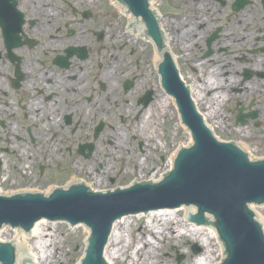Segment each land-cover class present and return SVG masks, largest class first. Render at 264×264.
<instances>
[{
	"label": "flooded vegetation",
	"instance_id": "af4514ba",
	"mask_svg": "<svg viewBox=\"0 0 264 264\" xmlns=\"http://www.w3.org/2000/svg\"><path fill=\"white\" fill-rule=\"evenodd\" d=\"M135 1L0 0L2 189L122 186L161 138L173 156L167 60L218 135L264 153V0H148L155 33Z\"/></svg>",
	"mask_w": 264,
	"mask_h": 264
},
{
	"label": "water",
	"instance_id": "95a60500",
	"mask_svg": "<svg viewBox=\"0 0 264 264\" xmlns=\"http://www.w3.org/2000/svg\"><path fill=\"white\" fill-rule=\"evenodd\" d=\"M147 2L143 0L146 10ZM146 21L155 33L151 18ZM167 73L169 92L175 97L182 122L189 127L194 142L187 148L179 149L172 170L164 174L159 182V171L150 173L146 170L144 173L148 176L138 179L157 183L146 181L104 193H89L84 186L72 187L69 191L56 190L48 198L30 193L11 197L0 195V227L7 225L30 233L32 225L41 218L51 222L65 220L71 226L85 224L90 228V236L80 264H110L104 246L112 226L111 234L121 220L116 219L162 207L194 205L197 213L190 206L187 208L190 212L187 219L215 228L226 254L220 264H264L263 223L256 205L252 207L261 223L249 208L251 203L264 204V159L250 161L248 155L233 142L218 141L204 124L188 91L185 89L183 92L176 76ZM93 185L89 186L96 190L106 186ZM167 208L158 210L174 209ZM38 223L68 225L66 222L50 223L46 220ZM192 250L197 254L201 248L194 244ZM15 261L32 264L23 247L16 249L14 242L0 241V264H16Z\"/></svg>",
	"mask_w": 264,
	"mask_h": 264
},
{
	"label": "rangeland",
	"instance_id": "374dc122",
	"mask_svg": "<svg viewBox=\"0 0 264 264\" xmlns=\"http://www.w3.org/2000/svg\"><path fill=\"white\" fill-rule=\"evenodd\" d=\"M208 104V103H207ZM205 106V104H204ZM209 104L202 109V112L208 114L207 123H210L216 131V125L213 121L212 107L209 110ZM170 133L173 137V148L177 149V145L185 143L187 140V135H189L185 129L180 126L178 121V114L174 105L170 103ZM213 122L214 125L211 123ZM169 129V128H168ZM161 132V131H160ZM159 132V134H160ZM168 133V132H167ZM158 133L156 135L160 136ZM162 140V138H161ZM159 140L156 143L155 148H153V153L147 154L145 156L143 170L152 171V169H157V171H162L164 167L167 166L168 161H162L160 155L164 154L165 148H162L161 144L163 141ZM157 150H159L157 152ZM257 157L264 155H258ZM258 209L260 219L262 220L264 227V207L262 205H256ZM186 209V208H185ZM178 215L173 217L175 223H177L178 229L180 230V224L189 228L185 222L181 221L180 218L185 217L186 211L184 209L177 210ZM135 216V215H134ZM130 227H124L122 230V243H119L118 246L121 249V252L125 254L124 260L120 258L115 264H128L130 263L127 258L128 255L132 256L135 260V263L130 264H198L196 259L202 257L203 252L207 251V248L201 243L199 239H190L188 237H183L180 239L173 240L174 238L170 235H175V233H168L164 224H160L159 227H152L154 223H145V218L133 217L130 221ZM46 224V223H45ZM123 227L122 224H118ZM152 227V229H149ZM45 232L47 235H51V241L49 245L42 244L41 250V260L45 261L47 264H78L84 255L85 245L87 241L86 231L89 230L87 226H73L69 225H58V224H46ZM190 229V228H189ZM162 232L165 234L166 239H164L160 234L153 233ZM192 231V230H191ZM16 233L20 234L19 231L12 230L10 228H4L0 231V239L4 241L13 240L16 237ZM26 235V234H25ZM48 236H45L47 239ZM131 239V240H130ZM26 240L28 241L29 246L36 245L38 239L35 236H27ZM148 240V241H146ZM121 242V241H120ZM42 243V242H41ZM47 243V242H46ZM126 244V248L124 245ZM194 244L202 248L201 253L194 254L192 252V247ZM211 247L208 249L210 252H213L211 258H206L204 264H218L221 255H218V249L221 246V243L217 240H211ZM140 247L139 254L134 256L132 253ZM183 256V257H182ZM207 256V255H206ZM182 257V258H181ZM46 258V259H45ZM181 258V259H180ZM180 259V260H178Z\"/></svg>",
	"mask_w": 264,
	"mask_h": 264
},
{
	"label": "bare ground",
	"instance_id": "6f19581e",
	"mask_svg": "<svg viewBox=\"0 0 264 264\" xmlns=\"http://www.w3.org/2000/svg\"><path fill=\"white\" fill-rule=\"evenodd\" d=\"M203 118L206 121V124L213 129L212 125L210 123H207V118H208V114H203ZM179 119V118H178ZM186 129V128H185ZM193 140L191 139L190 136L187 135V140L185 141V143H182L184 146L190 145L191 142ZM172 164V159L169 157V162L167 163V166L165 167V169H168ZM156 171V170H154ZM264 207V206H262ZM184 209L186 211V214H190V212L188 211V209L185 207H179V208H174V209H169V210H158V211H152V212H148V214H144V213H139L137 215H128L124 218H122L118 224H122L123 227L121 228L120 225L117 224L116 229L114 230V232L111 234L110 239L108 240V242L106 243V254L107 257H109L110 260V264H115L116 262H118V260L120 258H122V260H124V256L125 254L121 252L120 247L118 246L119 243H122V230L124 229V227H130V221L131 219H133V217H137L138 218H145V223H154L152 227H159L160 224H164V227H166V229L168 230V233H175V235H170V237L174 238L173 240L176 241V239H180L183 237H188V238H192V239H199V243H201V246H205L207 248V251L203 252L205 254L202 255V257H199L196 259V263L198 264H204V261L206 260V258H211V256L213 255V252L209 251L208 249L212 246L211 245V240H217V231H215L214 227L212 226H202V227H198L197 225L193 224V223H188L186 221V216L183 218H180L181 221L185 222V224L190 228H187L183 225L180 224V230L178 229L177 223H175V220L173 219V217H176V215H178L177 210L179 209ZM45 223H36L34 225V227L32 228V231L30 233L29 236H35V238L38 239V242L36 243V245H32L29 246L28 241L26 240V235L23 232H20V234L16 233V237L13 238L14 243L16 244L17 248H21L23 247L24 250L26 251L27 254V258H29L32 261V264H47L44 263L45 261L41 260V258H43L41 256V248H42V244L44 245H49L50 241H51V235H47V233L45 232L46 228H45ZM159 225V226H158ZM152 227H149V229H152ZM192 230V231H191ZM16 231V230H15ZM86 231L88 232V230L86 229ZM153 233H157L160 234L164 239H166L165 234H163L162 232H154ZM45 236H48L47 239L45 238ZM131 240V239H130ZM121 241V242H120ZM148 241V240H146ZM42 242V243H41ZM47 242V243H46ZM124 246L125 248L127 247L126 244L121 245ZM139 250L140 247L137 248V250H135L132 255L136 256L139 254ZM218 255H221V257L223 256V251H222V247L220 246L218 249ZM207 255V256H206ZM130 261V263H135V260L132 258V256L128 255L127 257ZM46 259V258H45ZM128 263V264H130ZM138 264V263H137Z\"/></svg>",
	"mask_w": 264,
	"mask_h": 264
}]
</instances>
